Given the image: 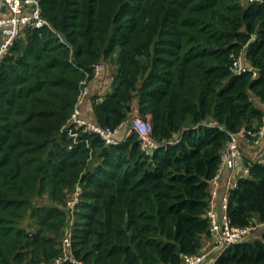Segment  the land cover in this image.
<instances>
[{
    "label": "trees",
    "instance_id": "1",
    "mask_svg": "<svg viewBox=\"0 0 264 264\" xmlns=\"http://www.w3.org/2000/svg\"><path fill=\"white\" fill-rule=\"evenodd\" d=\"M41 10L53 30H23L0 62V264L61 256L78 186L73 255L84 264L202 252L229 133L264 116V0H41ZM242 52L257 76L232 71ZM111 76L100 95L93 86ZM84 81V117L115 128L150 115L160 146L148 155L137 134L108 145L83 128L75 141ZM236 181L232 225L264 224V163ZM215 264H264V225Z\"/></svg>",
    "mask_w": 264,
    "mask_h": 264
},
{
    "label": "built area",
    "instance_id": "2",
    "mask_svg": "<svg viewBox=\"0 0 264 264\" xmlns=\"http://www.w3.org/2000/svg\"><path fill=\"white\" fill-rule=\"evenodd\" d=\"M249 2L254 0H247ZM49 27L53 30L50 22L42 15L41 0H0V62L8 53L13 42L25 29ZM234 73L252 71L257 76L258 70L245 62L244 52L234 59L232 67ZM103 67L97 64L94 68L96 77L102 76ZM75 111L71 118V124L75 131L70 130V135L77 141V130L83 128L85 131L100 135L108 145L118 144L132 134H137L142 150L150 155L160 145L153 138L152 118L146 119L135 116L128 121H123L115 128L104 127L97 122L82 115V103L86 94H89L88 83L84 81ZM207 126H216L214 122L204 123ZM241 139L254 147L262 146L264 143V116L258 126L252 128L242 127L238 132H230L229 139L222 153V159L216 175L211 179L208 217L211 224V245L200 253L185 255L181 264H215V262L237 241L251 235L263 223L249 224L244 227L232 225L228 216L229 198L231 190L236 187V177L241 175L237 168L244 164L245 175L249 173V167L253 161L264 163V156L251 160L241 152ZM73 147V146H71ZM225 179V184H222ZM81 186L76 188L73 197L68 201L71 208L72 219L70 227L63 238L62 255L56 257L50 264H64L70 261L74 264H84L73 255V233L74 207L80 200ZM219 198V199H218Z\"/></svg>",
    "mask_w": 264,
    "mask_h": 264
},
{
    "label": "crops",
    "instance_id": "3",
    "mask_svg": "<svg viewBox=\"0 0 264 264\" xmlns=\"http://www.w3.org/2000/svg\"><path fill=\"white\" fill-rule=\"evenodd\" d=\"M95 88V90L99 91L100 95H105L108 92L111 91L112 89V84L107 85H102L100 84V82L95 83V85L93 86ZM88 100H85L82 104V109L85 112V108L88 106ZM241 152L249 159L251 160H255V159H259L261 156H264V143L262 146L259 147H254L253 145L247 143L246 141H244L243 139H241ZM238 173L243 174L245 173V166L244 164H241L238 168H237ZM225 179H223L222 184H225ZM219 199V198H218ZM211 237H206L204 238V248L207 249L210 245H211Z\"/></svg>",
    "mask_w": 264,
    "mask_h": 264
},
{
    "label": "rangeland",
    "instance_id": "4",
    "mask_svg": "<svg viewBox=\"0 0 264 264\" xmlns=\"http://www.w3.org/2000/svg\"><path fill=\"white\" fill-rule=\"evenodd\" d=\"M110 74H112V76H113V69H111L110 71ZM112 76H111V78H110V84L112 83ZM91 86V85H90ZM89 85L87 86V87H89V92H90V89H91V87H90ZM113 89H114V85L112 86V89H111V91L110 92H112L113 91ZM87 96H88V94H86L85 96H84V98H83V102L85 101V100H87ZM83 104V103H82Z\"/></svg>",
    "mask_w": 264,
    "mask_h": 264
}]
</instances>
